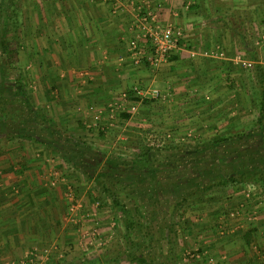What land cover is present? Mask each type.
I'll return each instance as SVG.
<instances>
[{"label":"rangeland","instance_id":"obj_1","mask_svg":"<svg viewBox=\"0 0 264 264\" xmlns=\"http://www.w3.org/2000/svg\"><path fill=\"white\" fill-rule=\"evenodd\" d=\"M24 3L0 1V27L5 29L0 28V135L9 132L3 135L6 140L27 137L32 156L37 148L47 153L50 169L45 174L56 171L58 176L43 180L60 190L56 195L65 206L62 220H83L84 227L77 222L70 232L91 238V251L80 264H136L138 253L152 257V264H220L216 255L208 257L211 244L205 248L200 243L199 234L205 230L200 220H219L205 232L227 236L239 226L229 220H237L242 212L251 225L252 214L262 204L258 199L264 197L249 193L246 198L248 191L243 193L249 183L260 182L255 181L257 174L264 176V123H256L264 92V15L253 18L248 31L235 29L242 51L232 69L221 72L215 61L217 74L208 81L197 73L187 76L185 83L176 85L178 97L170 85L135 84L126 97L115 98L104 110L111 130L98 120L92 130L85 125L72 129L69 122L70 133L78 137L58 150L51 146V119L41 110L47 105L46 90L55 92L63 82L56 83L51 71L49 80L42 77L52 65L45 66L39 58L26 62L24 34L18 30L28 23ZM31 91L32 104L25 99ZM88 110L94 115L101 109L90 105ZM134 122L141 126L133 127ZM219 138L225 141L214 143ZM98 178L112 186L121 208L102 192ZM2 179L0 174V187ZM219 203L216 217L215 211H201L204 204L211 209Z\"/></svg>","mask_w":264,"mask_h":264},{"label":"crops","instance_id":"obj_2","mask_svg":"<svg viewBox=\"0 0 264 264\" xmlns=\"http://www.w3.org/2000/svg\"><path fill=\"white\" fill-rule=\"evenodd\" d=\"M19 1L25 2L28 18L23 31L18 28L24 34L26 62L33 63L39 58L45 66L52 65V69H44L42 77L45 75L49 80L51 71L56 83L63 82L59 90H55V84V92L46 90L47 105L42 106L41 112L51 119L52 126L48 125L64 140L78 137L73 130L70 133L71 127L82 129L81 125H85L92 130L97 120L111 130L104 110H109L115 98L126 97L135 84L144 88L170 85L178 97L181 94L176 85L185 83L187 76L197 73L208 81L209 76L218 73L215 61L222 67L221 72L231 68L242 51L241 36L235 29L241 33L248 31L249 24L254 25L253 18L264 15V0ZM150 13L160 24L183 30L180 49L153 69L146 63L148 54L140 24L142 17ZM139 52L143 55L138 60ZM213 52L218 58H214ZM33 96L31 91L25 99L32 102ZM90 105L101 110L93 115L88 110ZM69 122L71 127H67ZM131 125L141 126L138 122ZM1 134L7 136L9 132ZM3 135H0V174L4 178L0 187V264H20L30 253L36 254L37 264H80L81 258L91 251V244L88 245L91 238H77L70 232L83 220H62L65 206L58 196L60 190L51 189L43 180L44 176L57 175L56 171L45 174L49 168L47 153L37 148L38 153L32 156L27 142L30 139L6 140ZM51 161L55 165L56 160ZM259 200L262 204L252 214L255 218L251 225L245 223L248 216L242 212L237 220H229L241 228L230 230L227 236L215 237L216 234L205 232L219 220H200L205 227L199 234L200 243L205 248L211 244L208 257L216 255L220 264H264V197ZM219 207L221 203L211 209L204 204L201 211L205 210V215L206 211L212 214L215 211L216 217ZM79 225L84 227L83 223ZM82 240L84 248L79 243Z\"/></svg>","mask_w":264,"mask_h":264},{"label":"built area","instance_id":"obj_3","mask_svg":"<svg viewBox=\"0 0 264 264\" xmlns=\"http://www.w3.org/2000/svg\"><path fill=\"white\" fill-rule=\"evenodd\" d=\"M141 31L145 40V50H147L146 63L150 68H158L163 64L167 57L180 49V44L183 38V30L173 26L162 25L158 22L154 14L144 15L140 21ZM146 52V51H145ZM140 55L138 53V60ZM193 55V54H191ZM143 58V56L141 57ZM249 65V64H248ZM250 67V65H249ZM141 94V92H137ZM246 198H249V193L264 194V181L249 183L247 189L243 191ZM248 200V199H247ZM20 264H37V256L30 253L28 258Z\"/></svg>","mask_w":264,"mask_h":264},{"label":"trees","instance_id":"obj_4","mask_svg":"<svg viewBox=\"0 0 264 264\" xmlns=\"http://www.w3.org/2000/svg\"><path fill=\"white\" fill-rule=\"evenodd\" d=\"M36 116H37V118H39L40 120H42V118L40 117L41 115H38V114L36 113ZM42 122H43V121H42ZM256 123H257V125H259V126L263 125V123H264V92H261V94H260V100H259V111H258V117H257ZM47 128H48V132L50 133L51 146H52L53 148L55 147V149L60 150L59 147H64L65 145H68L67 143L70 142V139H68V140H64V139L60 138V136H58V133L55 132V131H53V130L50 128L49 125H47ZM224 141H225V139H223V138H219V139H215L214 143L219 144V143H222V142H224ZM72 143H73V141H72ZM79 144H82V145H83L82 142L79 143ZM75 145H76V143H75ZM72 151H73V149H72ZM62 153H64V152H62ZM72 153H73V156H74L77 152L74 153V151H73ZM72 153H71V154H72ZM71 154H70V155H71ZM62 156H63L64 158L66 157L65 154H63ZM66 160H67V159H66ZM70 160H71V158H70ZM70 160H67V161H70ZM71 161H73V159H72ZM246 179H247V178H246ZM248 179H249V178H248ZM258 179H260V181H264V176H263V175L260 176V174H257V175L255 176V181H258ZM229 180H230V181H235V179H233V178H229ZM97 183L99 184V186H100L102 192H103L107 197H109V198L111 199L112 204H113L114 206H116V207H120V208H121L122 205H121L120 202H119L118 195H115V194H114V191H113L112 186H111L109 183H107L106 181H102L100 178L97 179ZM133 260H134V262H135L136 264H152L153 258L138 253V254L133 258Z\"/></svg>","mask_w":264,"mask_h":264}]
</instances>
